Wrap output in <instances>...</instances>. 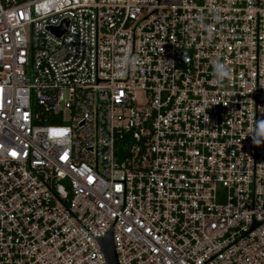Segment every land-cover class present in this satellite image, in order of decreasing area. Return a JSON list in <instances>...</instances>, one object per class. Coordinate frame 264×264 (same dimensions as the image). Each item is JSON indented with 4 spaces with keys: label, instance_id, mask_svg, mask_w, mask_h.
<instances>
[{
    "label": "built area",
    "instance_id": "obj_1",
    "mask_svg": "<svg viewBox=\"0 0 264 264\" xmlns=\"http://www.w3.org/2000/svg\"><path fill=\"white\" fill-rule=\"evenodd\" d=\"M110 233L264 264V0H0V264H109Z\"/></svg>",
    "mask_w": 264,
    "mask_h": 264
},
{
    "label": "water",
    "instance_id": "obj_2",
    "mask_svg": "<svg viewBox=\"0 0 264 264\" xmlns=\"http://www.w3.org/2000/svg\"><path fill=\"white\" fill-rule=\"evenodd\" d=\"M64 31H59V34H62ZM103 248L106 253L109 264H119L117 259L116 250L112 240V235H110L103 241Z\"/></svg>",
    "mask_w": 264,
    "mask_h": 264
}]
</instances>
